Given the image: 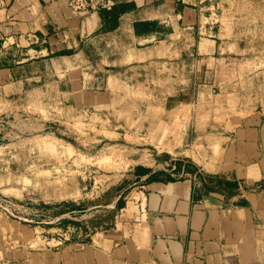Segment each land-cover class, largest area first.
Returning <instances> with one entry per match:
<instances>
[{
  "label": "crops",
  "instance_id": "crops-1",
  "mask_svg": "<svg viewBox=\"0 0 264 264\" xmlns=\"http://www.w3.org/2000/svg\"><path fill=\"white\" fill-rule=\"evenodd\" d=\"M67 1L0 0L6 105L55 104L31 92L57 86V71L82 68L93 50L103 71L158 55L178 72L185 59L187 72L239 74V105L198 122L190 158L129 166L100 218L36 210L32 247L11 239L16 222L0 214V264H264V0H114L85 13ZM104 85L103 73L64 83L80 89L69 96L79 105H102Z\"/></svg>",
  "mask_w": 264,
  "mask_h": 264
},
{
  "label": "rangeland",
  "instance_id": "rangeland-1",
  "mask_svg": "<svg viewBox=\"0 0 264 264\" xmlns=\"http://www.w3.org/2000/svg\"><path fill=\"white\" fill-rule=\"evenodd\" d=\"M155 51L164 53L165 47ZM174 60L156 55L103 71L93 50L82 68L57 71V86L31 92L35 101L50 98L55 104L17 106L0 100V214L16 222L8 225L13 241L35 247L36 210L43 212L41 219L51 212L100 218L109 212L105 205L129 166L169 156L190 158L198 122L213 123L239 105V74L187 72L185 59L180 66L185 71L178 72ZM102 73V105L69 103L80 89L64 87L65 82L94 83ZM1 238L6 239L5 229Z\"/></svg>",
  "mask_w": 264,
  "mask_h": 264
},
{
  "label": "built area",
  "instance_id": "built-area-1",
  "mask_svg": "<svg viewBox=\"0 0 264 264\" xmlns=\"http://www.w3.org/2000/svg\"><path fill=\"white\" fill-rule=\"evenodd\" d=\"M113 2L114 0H68L67 5L75 13H85L100 8H109ZM7 213L13 215L11 212Z\"/></svg>",
  "mask_w": 264,
  "mask_h": 264
}]
</instances>
